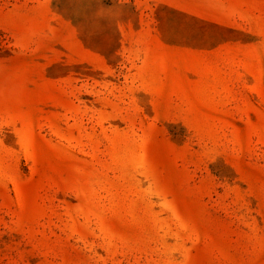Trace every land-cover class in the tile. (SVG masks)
<instances>
[{
  "label": "rangeland",
  "instance_id": "1",
  "mask_svg": "<svg viewBox=\"0 0 264 264\" xmlns=\"http://www.w3.org/2000/svg\"><path fill=\"white\" fill-rule=\"evenodd\" d=\"M0 264H264V0H0Z\"/></svg>",
  "mask_w": 264,
  "mask_h": 264
}]
</instances>
